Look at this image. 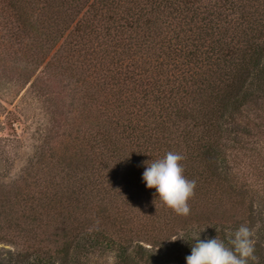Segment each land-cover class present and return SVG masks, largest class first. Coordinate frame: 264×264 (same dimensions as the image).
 Here are the masks:
<instances>
[{"label": "trees", "instance_id": "trees-1", "mask_svg": "<svg viewBox=\"0 0 264 264\" xmlns=\"http://www.w3.org/2000/svg\"><path fill=\"white\" fill-rule=\"evenodd\" d=\"M0 49L73 87L64 132L0 178V264H186L241 225L264 264V209L229 159L264 104V0H0ZM169 151L188 216L142 179Z\"/></svg>", "mask_w": 264, "mask_h": 264}, {"label": "rangeland", "instance_id": "rangeland-1", "mask_svg": "<svg viewBox=\"0 0 264 264\" xmlns=\"http://www.w3.org/2000/svg\"><path fill=\"white\" fill-rule=\"evenodd\" d=\"M14 50L0 49V178L5 181L20 173L49 131L56 135L64 132V128H57L66 123L57 110H68L73 88L62 79L63 76L56 78L49 74L51 69L46 65L50 57L36 67L28 64ZM57 96L62 103L55 101ZM248 113L247 121L253 123L254 129L242 138L240 146L229 152V159L235 174L255 192L259 211L264 209L261 204L262 200L264 202V137L255 127L259 125L258 128L264 130V104L260 103ZM65 118L72 122L73 114ZM253 231L254 243L258 238ZM0 247L12 249L9 245ZM98 262L111 264L112 259H100Z\"/></svg>", "mask_w": 264, "mask_h": 264}, {"label": "clouds", "instance_id": "clouds-1", "mask_svg": "<svg viewBox=\"0 0 264 264\" xmlns=\"http://www.w3.org/2000/svg\"><path fill=\"white\" fill-rule=\"evenodd\" d=\"M183 156L169 151L162 158L145 161L142 179L149 189H155V200L178 216L190 214L189 199L194 195L195 180L184 176ZM231 247L217 236L196 239L186 264H248L255 260L252 230L241 225L229 240Z\"/></svg>", "mask_w": 264, "mask_h": 264}]
</instances>
